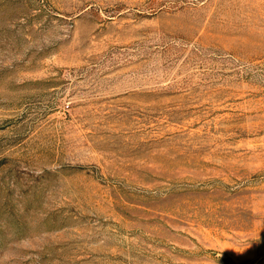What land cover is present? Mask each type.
<instances>
[{"label":"rangeland","instance_id":"374dc122","mask_svg":"<svg viewBox=\"0 0 264 264\" xmlns=\"http://www.w3.org/2000/svg\"><path fill=\"white\" fill-rule=\"evenodd\" d=\"M0 264H264V0H0Z\"/></svg>","mask_w":264,"mask_h":264}]
</instances>
